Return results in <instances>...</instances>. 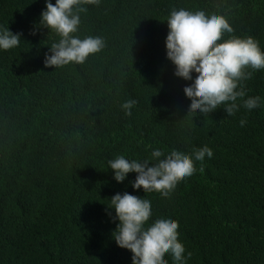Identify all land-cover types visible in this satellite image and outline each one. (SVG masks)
I'll return each instance as SVG.
<instances>
[{"label":"trees","instance_id":"1","mask_svg":"<svg viewBox=\"0 0 264 264\" xmlns=\"http://www.w3.org/2000/svg\"><path fill=\"white\" fill-rule=\"evenodd\" d=\"M83 7L73 35L99 36L104 47L83 63L45 67L60 37L39 25L44 0H0V27L20 34L18 46L0 51V264H131L111 239L116 222L105 207L124 192L150 201L148 224L177 221L186 264H264V102L231 117L223 108L189 113L191 81L173 75L164 47L169 11L185 8L225 16L232 35L264 50V0ZM244 87L264 101V70ZM126 100L135 101L128 115ZM204 145L213 156L194 162L203 171L166 198L133 190L134 173L117 183L107 168L116 155L143 160L152 149L191 154Z\"/></svg>","mask_w":264,"mask_h":264},{"label":"clouds","instance_id":"2","mask_svg":"<svg viewBox=\"0 0 264 264\" xmlns=\"http://www.w3.org/2000/svg\"><path fill=\"white\" fill-rule=\"evenodd\" d=\"M99 2L55 0L53 4L44 0L39 25L60 37L48 48L51 55L45 54V67L83 63L104 47L99 36L80 39L73 35L80 23L79 13L86 10L83 6ZM166 22L165 57L174 66V76L191 81L183 87L184 95L190 98L189 113L198 110L203 115L223 108L227 117H231L240 108L251 111L261 106L264 102L261 97H246L244 87V81L251 79L254 72L264 70V50L255 38L232 35L228 20L217 12L174 8L169 11ZM19 43V33L0 27V51L12 49ZM134 104L135 101L126 100L120 107L128 115ZM238 122L243 127L246 119ZM212 156V149L204 145L194 148L191 154L175 148L167 153L152 149L150 157L143 160L116 155L106 163L117 183L134 173L130 182L133 190L157 192L166 198L178 181L198 170L203 171L202 167L197 169L194 162L203 164L205 158ZM108 199L106 215L110 222H116L111 239L117 247L131 253V264H168L166 253L172 257L173 264H186L191 254L185 253L183 244L178 241L177 221L164 216L148 224L152 215L150 201L127 192L115 193Z\"/></svg>","mask_w":264,"mask_h":264}]
</instances>
